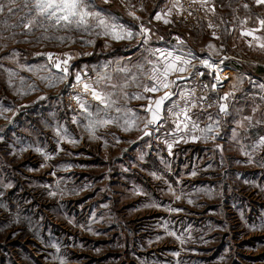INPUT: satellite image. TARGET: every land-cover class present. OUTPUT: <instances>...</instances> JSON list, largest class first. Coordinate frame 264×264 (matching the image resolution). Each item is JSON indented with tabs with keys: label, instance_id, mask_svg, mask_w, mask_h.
<instances>
[{
	"label": "rangeland",
	"instance_id": "rangeland-1",
	"mask_svg": "<svg viewBox=\"0 0 264 264\" xmlns=\"http://www.w3.org/2000/svg\"><path fill=\"white\" fill-rule=\"evenodd\" d=\"M95 2L100 10L104 0ZM112 2L122 10L147 4L148 15L165 0H110L104 5ZM0 3L5 6L0 12V106L12 109L5 113L11 123L0 117V264H264V147H251L264 136V123H238L243 117L264 121V27L259 24L264 5L255 0H197L215 19H228L232 26L226 39L235 64L227 84L234 92L231 142H181L169 154V135L133 143L137 131L120 128L121 134L127 133L120 136L109 125L98 130L99 139L89 138L73 99L80 89L73 85L76 73L94 80L97 68L110 59L97 63L90 54L100 36L50 29L49 35L70 39L44 40L42 29L29 32L22 27V0ZM9 6L20 7L9 13ZM248 31L253 35H244ZM49 52L73 56L67 80L56 87L41 79L58 73L43 68L49 61L37 55ZM122 78L117 74L114 82ZM136 90L127 88L129 93ZM58 129H67L68 137L79 143L61 140ZM244 151L252 153L251 163Z\"/></svg>",
	"mask_w": 264,
	"mask_h": 264
},
{
	"label": "snow or ice",
	"instance_id": "snow-or-ice-1",
	"mask_svg": "<svg viewBox=\"0 0 264 264\" xmlns=\"http://www.w3.org/2000/svg\"><path fill=\"white\" fill-rule=\"evenodd\" d=\"M109 2L110 0H104L105 4ZM121 2L123 3V0H121ZM192 2L196 3L197 0H192ZM203 2L207 3V0H203ZM255 3L264 5V0H255ZM20 6L26 9L25 16L21 17L22 27L29 32L34 29H42L41 38L44 40L55 39L64 43L70 39L69 36L49 35V30L53 29L56 32L61 30L69 33L83 32L87 33L89 36H104L116 41H131L137 37H141L142 41L140 42L143 44L149 42L148 34L150 29L140 24L139 31H133L132 27L121 23L120 17L114 16L110 10H97L98 5L95 0H22V5ZM20 6H18L17 9L9 6L7 11L12 13L14 10H19ZM4 7V4L0 3V12L4 11ZM128 7H132V5L129 4ZM244 7L247 8L248 5L245 4ZM173 9H176L178 12L183 10L180 0H172V7L168 8L166 12L163 9L160 12H156L154 19L157 21L162 20L164 24H170L172 21L167 17L171 16ZM141 10L143 9L141 8ZM128 16L134 21H140V17L137 16L135 12L129 11ZM259 24L261 27H264V19H260ZM208 26L210 28L213 27L211 23H209ZM212 35L215 37V32H213ZM244 35L251 36L253 33L248 31L245 32ZM216 38L219 39V37ZM175 39L180 45L184 43L178 36ZM256 39H259V37H256ZM82 42L87 44L95 43L92 39L83 40V38ZM208 47L214 48V45L209 44ZM261 48H264V44L261 45ZM148 51L152 58L149 59L145 57L144 63L134 65L135 74L133 68L127 66L117 67L115 69L117 73L123 74V79L120 82H114V77L107 71L103 74L98 73L94 80H86L79 72L75 74L76 84H74L73 87H79L80 91L73 99L81 110L80 114L86 121L84 127L89 133V138L99 139L100 137L97 135L98 130L109 125H116L124 132L137 130L141 131L143 136H151L153 130L159 131L163 126L162 121L166 122L167 120H171L174 124V128L168 135L172 139L170 141L168 139L165 140L169 154H172L174 145H178L181 142L188 143L189 141L196 142L200 140L207 142L209 139L215 140L219 135L218 128L220 121L213 120L212 116L209 115L208 119L210 123L205 127H201L199 123L200 117L192 112V109L198 106L197 101L192 99L195 95L194 90H182L177 83V81L186 80L189 76L194 75L202 77L205 75V72L193 71V69L197 67L193 63L194 54L191 51L184 52L182 49L176 48L172 50L156 48L148 49ZM14 55L18 56V53ZM37 55H45L49 61L43 68H55L58 70L57 74L49 72L48 75L41 77V79L47 81L48 87H56L57 84L67 80L70 74V61L73 59L71 54L64 53L63 58L55 56V54L50 52L37 53ZM227 59H229V57L225 56L219 63L213 62L211 58L199 61L200 65L209 70L208 74L215 73L214 79L216 83L211 84V90L213 91L217 88V84L227 79L226 76L222 77V69L220 67ZM107 67L106 65L105 69ZM27 70L33 71L32 68H28ZM8 71L11 76L13 73L11 70ZM141 76L144 77L143 80L140 79ZM21 83H24L23 78H21ZM132 83H135L136 88L140 89V91L129 93L127 88ZM203 87L208 88L209 86L204 85ZM235 87L236 86L233 85L234 89ZM260 87L264 89V85H260ZM29 89L35 90L34 86L31 85ZM157 93L162 94L149 95ZM19 94L25 95L27 93L21 91ZM177 94L181 97L180 101L173 99ZM233 95L234 92H225L223 96L218 98V114H229L228 101ZM87 97L91 99L89 100ZM39 99L43 100L46 99V97L41 96ZM133 99L147 100V104L142 106L145 113L144 116H140L132 108L128 107L127 102ZM120 100H123L124 103L121 104ZM199 100L206 101L207 97H199ZM166 102H168V106H166ZM212 106L211 103L207 104L208 108ZM201 107L203 106L201 105ZM11 111V108L0 106V117H3L11 123V120L5 115V113ZM253 111L255 112L256 109L254 108ZM165 112H167V116H165ZM113 113H115V115H113ZM13 115H15V113H13ZM245 122H247L248 127H252L253 122L255 124L264 123L262 120L254 121L253 117H243L238 123L241 127H244ZM73 123H79V121L73 117ZM141 125H143V127H141ZM62 132L63 135L61 134ZM57 135L61 136V140H65L69 144L76 145L79 143L78 140L68 137L67 129H58ZM233 136L237 138L235 129H233ZM140 138L142 139L143 137ZM106 143L105 141V144ZM217 147L220 146L217 145ZM251 147L253 151L257 148L264 147V136H260L258 141ZM59 150L63 151V148ZM22 151H26V149H22ZM35 151L44 155L45 159H51V157L47 153L42 152L40 148H36ZM244 154L250 157L249 162L251 163L252 153L244 151ZM41 166L43 167L44 165ZM261 166L264 167V164ZM153 175H155V173H153ZM192 175H196V172L193 171ZM156 178L159 179L160 177ZM8 187H11V185H8ZM72 191L76 192L77 190L73 189ZM169 191L174 192L171 186H169ZM57 194V192L49 193L51 196H56ZM61 194H63L62 190ZM176 199L180 200L181 196L177 195ZM188 202L192 203L191 200ZM155 206V204L146 205V207ZM169 211L179 212L182 211V209L169 208ZM87 230L92 231L90 226ZM168 235L174 236L181 244L185 243V239L182 236H178L175 232H169ZM175 255L178 256L179 253ZM61 264H63V261Z\"/></svg>",
	"mask_w": 264,
	"mask_h": 264
},
{
	"label": "crops",
	"instance_id": "crops-1",
	"mask_svg": "<svg viewBox=\"0 0 264 264\" xmlns=\"http://www.w3.org/2000/svg\"><path fill=\"white\" fill-rule=\"evenodd\" d=\"M130 5H132V7H128L127 5V9L122 10L121 8H119V6L115 5V2H112L110 6L104 5V3L101 2L99 7H101V9H108L111 11V13L114 16L120 17V22L128 25L129 27H132L133 31H139V25L143 24L145 27L150 29V32L148 34L149 42L147 44H143L142 42H140L142 41L141 37H137L136 39H133L131 41L129 40L116 41V40H112L109 37L100 36L97 39L96 48H94V50L91 51L90 54L92 53L96 55L97 63L104 62L105 60L104 58L107 57H109L110 59L106 64L108 66L106 69H105L106 65L97 68L98 73L103 74L105 71H107L114 78L116 77L117 74L123 77V74L117 73L115 69L117 67L127 66L129 68H133V72L135 74V69L133 67L134 65L138 63H144L145 57H148L149 59L152 58L150 56L148 49L161 48V49L172 50L173 48H176V49H182L184 52L191 51L194 54L193 63L197 66L196 69H193V71L207 72L206 80L208 83L213 84L215 82L212 80V77L215 75V73L208 74L209 70L205 69L202 65H200L199 61L202 59L211 58L213 62L219 63V61L223 59V57L225 56L229 57V59L225 60L224 63L220 65L222 69L221 75L222 77L226 76L227 79H224L223 83L218 85L214 91L211 90V88L209 90V94L213 99V102L211 103L213 106L211 108L204 106L203 103L198 99V96L196 95V88L192 81L193 76H189L186 80L177 81V83L179 84L182 90H186V91L194 90L195 95L192 97V99L197 101L198 106L197 108L192 109V112L200 117L199 120L200 126L205 127L208 123H210L208 119L209 115L212 116L213 120L218 119L219 121H222L223 127L221 129V126H219L218 128L219 135L215 140L218 142H223L224 144L226 142L230 143L231 135H232L231 97L229 98L228 101L229 114L227 115L222 113L218 114L217 101L218 98L223 96L225 92H232V90L227 87L228 86L227 84L229 82V76L232 73L231 65H235V64L231 63L232 62L231 51L226 47L228 46V44L226 43L227 36L230 34L232 30V26L230 25L231 22H229L228 25L225 26V29L223 30L222 33L214 37L212 34L206 32L203 28L200 29L197 28L195 30H184L183 28H180L179 26L173 24V22H171L170 24H164L162 20L161 21L155 20L154 19L155 13L160 12L162 9L166 12L168 8L172 7V0H165V2L162 3L161 7L159 6L153 10H150L148 15H147V4L144 5L143 10H141L139 6H135V4H130ZM129 11L135 12V14L140 17V21L132 20V18L128 16ZM167 18L171 20V17H167ZM177 36L180 37L182 41H184L182 45L178 44L177 40L175 39ZM216 37H219V39H217ZM209 44L214 45V48H209L208 47ZM130 87H135V83L130 84ZM137 91H140V89L134 92ZM160 94L162 93L149 94V95H160ZM173 99L176 101H180L181 97L179 94H177L175 97H173ZM220 102H224V101H220ZM127 103H128V107L132 108L134 111L138 110L141 116L145 115L142 106H145L147 104V100L133 99L128 101ZM201 105L203 107H201ZM166 106H168V102H166ZM113 115L115 114L113 113ZM167 115H168L167 112H165V116ZM226 120H227V128H226ZM162 125L163 126L160 128L159 131L153 130L151 136H143V133L141 131L132 130V131H137L136 137L138 139L133 143L140 141L149 142V140L154 141L156 137L161 138L163 136L168 135V133L171 132V130L174 128V124L172 123L171 120H167L166 122L162 121ZM110 127L116 130L117 135L120 136L127 135V133L124 132L123 134H121V132L119 131L120 127L116 125H110ZM140 137L143 138L141 139Z\"/></svg>",
	"mask_w": 264,
	"mask_h": 264
},
{
	"label": "built area",
	"instance_id": "built-area-1",
	"mask_svg": "<svg viewBox=\"0 0 264 264\" xmlns=\"http://www.w3.org/2000/svg\"><path fill=\"white\" fill-rule=\"evenodd\" d=\"M180 3L183 6V10L178 12L176 9H174L170 16L173 24L175 25L184 26L188 29L199 28L200 26H203L207 32L211 34L215 32V34L218 35L222 32L223 28H225V24L229 23L228 19H226L224 22L215 19L213 15L206 10L204 5H201L197 2L193 3L192 0H181ZM209 23H211L213 27L210 28L208 26ZM212 80L216 83L214 76L212 77ZM192 81L196 88V95L198 98L202 96L207 97L206 101L201 102L206 106L207 104L212 103L213 99L209 94L211 84L202 77L194 75L192 77ZM222 83L223 80L217 84V86ZM204 85H208L209 87L205 88L203 87ZM141 127H143V125H141Z\"/></svg>",
	"mask_w": 264,
	"mask_h": 264
}]
</instances>
